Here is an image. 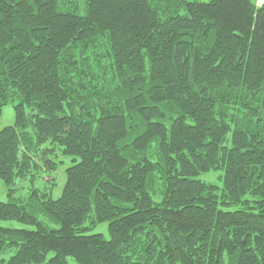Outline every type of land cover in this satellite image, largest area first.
<instances>
[{"label": "trees", "instance_id": "16d2710c", "mask_svg": "<svg viewBox=\"0 0 264 264\" xmlns=\"http://www.w3.org/2000/svg\"><path fill=\"white\" fill-rule=\"evenodd\" d=\"M257 2L0 0V264H264Z\"/></svg>", "mask_w": 264, "mask_h": 264}, {"label": "rangeland", "instance_id": "374dc122", "mask_svg": "<svg viewBox=\"0 0 264 264\" xmlns=\"http://www.w3.org/2000/svg\"><path fill=\"white\" fill-rule=\"evenodd\" d=\"M189 2H209L211 0H186ZM261 0H258L257 4H260ZM263 4V3H262ZM80 14L83 13V10L81 9L79 11ZM15 123V112L12 105H8L4 108L3 114L0 118V131L4 129L5 127L13 126ZM55 159L58 162H61L60 168L58 169L56 173V181L57 186L53 191V196L55 198H58L61 195L63 186L65 185L66 181V175L65 170L73 165L72 159L69 157H64L60 154L58 151ZM222 176L221 172H212L210 174L202 175L199 177V179L206 183H212L214 185H217L218 187L221 186V180L220 177ZM46 179V178H45ZM48 181H51V179H47ZM47 187V184L45 183V180H42V177L38 178V180L34 183H32L31 179L26 180H17L15 183V186L13 187V192H9L7 186L4 182L0 181V201L2 202H11V201H21L25 204H27L30 208V193L34 188L45 190ZM155 202H159L160 198L154 197L153 198ZM37 218L40 221H44V217L40 214H36ZM0 225L5 228H22L23 225H20L18 223L14 222H1ZM48 228L50 229H58L59 226L57 224L48 223ZM34 229V228H30ZM88 234H101L106 239H109V229H108V223L98 225L93 228L91 232H88ZM71 264H74L71 262Z\"/></svg>", "mask_w": 264, "mask_h": 264}, {"label": "built area", "instance_id": "2783aa9c", "mask_svg": "<svg viewBox=\"0 0 264 264\" xmlns=\"http://www.w3.org/2000/svg\"><path fill=\"white\" fill-rule=\"evenodd\" d=\"M262 3H264V0H261V1H260V4H262Z\"/></svg>", "mask_w": 264, "mask_h": 264}]
</instances>
